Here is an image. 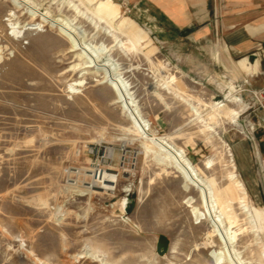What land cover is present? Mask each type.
I'll use <instances>...</instances> for the list:
<instances>
[{
	"label": "rangeland",
	"instance_id": "374dc122",
	"mask_svg": "<svg viewBox=\"0 0 264 264\" xmlns=\"http://www.w3.org/2000/svg\"><path fill=\"white\" fill-rule=\"evenodd\" d=\"M99 1L0 0V264H216L211 252L222 244L214 237L217 247H203L213 226L195 215V208L204 211L198 189L138 137L132 109L223 198L236 164L253 217L234 203V257L264 264V228L255 213L264 211L256 154L259 147L264 155V31L253 37L262 44L247 53L229 43L243 38L247 24L264 22V3L249 4L259 15L232 17L224 9L215 18L219 31L201 34L193 25L169 41L128 0H112L115 18L97 11ZM48 18L77 30L93 56H81ZM122 18L145 37L136 39ZM92 58L113 68L86 67ZM238 61L259 70L245 77ZM114 68L133 107L104 81ZM213 102L237 112L241 123L217 115ZM93 148L116 173L115 189L96 187L85 171L77 178L83 187L70 185L66 169L90 167ZM216 204L226 218L229 208Z\"/></svg>",
	"mask_w": 264,
	"mask_h": 264
},
{
	"label": "bare ground",
	"instance_id": "6f19581e",
	"mask_svg": "<svg viewBox=\"0 0 264 264\" xmlns=\"http://www.w3.org/2000/svg\"><path fill=\"white\" fill-rule=\"evenodd\" d=\"M100 2V1H99ZM103 11L109 17H117L119 15V7L118 5L112 1V0H103L99 3V7L97 11ZM100 12V13H101ZM102 14V13H101ZM44 18L47 19L46 15L43 14ZM43 18V21H45ZM121 25L128 26L130 28L134 27V24L132 23L131 19L128 18H122L121 19ZM48 23L59 26L60 32L66 36L69 41L72 43V48L77 49L80 51V55H87V56H93V52L90 49V45L87 46L83 42L80 41V34L77 32V30L73 29L68 23H63L60 18L58 19H51L48 18ZM126 27V28H128ZM29 28H36V27H27L25 29ZM125 28V29H126ZM129 29V28H128ZM23 31L19 30L18 32L21 33ZM130 32V31H129ZM131 33L134 34V37L136 39L141 40L145 36L143 35V32L138 27H134L131 29ZM86 43V41H85ZM87 57V58H89ZM90 57V58H91ZM91 60V59H90ZM242 70L243 75L246 77L248 74L256 71L257 64L251 68L245 66L243 63L239 62L237 63ZM113 64L100 60V59H94L92 58L91 61H88L86 63V67L93 68V69H108L110 70L113 68ZM114 74L106 75L104 81L110 83L112 87L116 90L117 96L119 98L120 102H125L126 106H129V108L132 106L133 103H131L129 99V92L126 86L124 85V81H122L119 77V73L117 72V69L114 68ZM107 73V74H108ZM106 74V72H105ZM124 82V83H123ZM84 84V80H78L70 85V88L72 91H76V86H81ZM229 101V100H228ZM233 101V100H232ZM226 104V103H225ZM224 104H221L220 102H213L212 107L214 109V112L219 114H224L225 116H233L230 117V119L235 123H241L237 119L238 113L235 111H229L226 109ZM135 107V106H134ZM133 111V124L137 131V135L139 138L148 139L151 143L155 144L160 151H162L164 154L168 156L169 161L178 169V171L181 173L184 181L187 184H190L198 189L199 192V198L202 203V206L204 207V211H199L195 208V215L198 218V221H202L203 219H208L212 226L213 230L208 234V239L203 242L204 248H215L217 247V242L214 237H217L219 242L222 244V247L220 249H213L211 252V256L215 259L216 264H225L229 261H234L235 257V249H234V243L238 240V233L236 230H233L236 222V211H234V203L238 202L239 207L242 209V212L246 214L248 218H252V212L250 210L251 206L249 204V196L247 192L246 185L241 178L240 174L236 171V164L232 162L233 169L228 174V181L230 182L229 189L227 192L226 198H223L222 194L219 192H216L215 189L212 187V185L209 183L208 179L204 176V174L199 170L198 166L195 165L182 150L177 149L175 146L171 144V142L168 141V139L164 136H157L155 133H150L149 130V124L146 120H144L139 115H136L135 109H132ZM231 112V113H230ZM212 116V120H214L216 117L214 115ZM244 123V122H243ZM238 125V124H237ZM241 131V130H240ZM243 131V129H242ZM233 161V160H232ZM204 166L206 168L212 167L211 161L207 160L204 162ZM104 183L101 188H104L106 190H113L115 189L114 183L118 182L117 175L115 173L105 171L104 173ZM97 187V186H96ZM78 190V189H77ZM71 191V190H70ZM81 192V191H80ZM81 194V193H80ZM221 199V200H219ZM222 201L224 205H226L227 208H229V212L225 218L224 214L222 212H219L217 210V202ZM256 215L260 218L262 222L261 228H264V211L257 209L255 211ZM228 222V225H227ZM87 252V251H86ZM89 252V251H88ZM95 254V253H94ZM93 254V255H94ZM90 255V254H88ZM99 255V254H98ZM236 255V254H235ZM85 252H82L77 255V257H85ZM96 256V254H95ZM94 258V257H93ZM238 258V257H237ZM236 260V259H235ZM100 261V260H99ZM237 261V260H236ZM235 262V261H234ZM231 263V262H230ZM233 263V262H232ZM231 263V264H232ZM110 264V263H108ZM236 264V262L234 263ZM237 264H245L241 261V259L238 258Z\"/></svg>",
	"mask_w": 264,
	"mask_h": 264
},
{
	"label": "crops",
	"instance_id": "0c3cea01",
	"mask_svg": "<svg viewBox=\"0 0 264 264\" xmlns=\"http://www.w3.org/2000/svg\"><path fill=\"white\" fill-rule=\"evenodd\" d=\"M221 1L226 3L221 5ZM128 2L137 8L136 13L149 21L162 38L171 41L176 36L190 31L193 25L197 26L196 32L201 34L211 33L216 29L219 31V24L215 18H218L224 9L226 15L232 17L259 15L256 12L257 9L250 8L249 4L260 2L262 5L264 0H128ZM236 27V23H233L227 30ZM235 31L231 33H236ZM243 31L242 39L232 38L233 40L229 41L235 51L247 53L262 44L263 38L254 42L253 37L264 31V22L247 24ZM256 61L259 62V60Z\"/></svg>",
	"mask_w": 264,
	"mask_h": 264
},
{
	"label": "built area",
	"instance_id": "2783aa9c",
	"mask_svg": "<svg viewBox=\"0 0 264 264\" xmlns=\"http://www.w3.org/2000/svg\"><path fill=\"white\" fill-rule=\"evenodd\" d=\"M99 152H100L99 149H96V148H93L90 150V155L95 157V160L91 163L90 167L84 170L83 168H70V167L66 169L67 177H69V179L72 180L70 185H74L78 187L79 189L80 187H83V185L81 184V182H79V180H77V178H79L80 176H84L83 171H85V172H88L86 173L85 177L89 178L94 184H96V186L98 187L101 186V183H103L104 181L105 171H109L110 169L109 167H106V165L102 163L101 160H99L100 158ZM256 154H257V159H258V168H259L258 172L260 175L261 183L263 184V187H264V155L260 152L259 147L257 148ZM103 157H105V155ZM107 157L109 159L111 158V162H112V157H109V156ZM73 176L75 177L74 180H73ZM92 182L90 183L89 187H92Z\"/></svg>",
	"mask_w": 264,
	"mask_h": 264
}]
</instances>
